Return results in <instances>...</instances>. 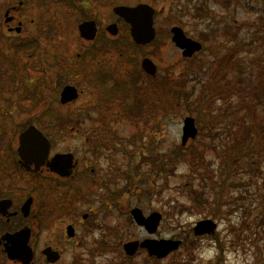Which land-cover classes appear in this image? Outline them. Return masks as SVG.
<instances>
[{"label":"rangeland","instance_id":"obj_1","mask_svg":"<svg viewBox=\"0 0 264 264\" xmlns=\"http://www.w3.org/2000/svg\"><path fill=\"white\" fill-rule=\"evenodd\" d=\"M18 1L0 0V49L9 48L8 34L14 35L13 40H25L29 46L39 38L41 47L36 49L30 63L46 67L47 50L69 51L73 55L85 51L90 43L80 37L78 25L85 19L95 18L103 29V37L111 41L105 56L99 58L113 75L111 86L128 77L130 67L126 55L137 58L138 66L148 55L159 68L157 79L145 75L141 78L138 85L143 92L134 83L128 90V102L137 93L143 97L158 92V83L165 78L187 80L183 92L191 95L185 96V101L179 99L165 112L158 110L163 102L156 93L154 102L131 119L126 116V105L122 100L119 102L120 98L114 104L99 106L96 95L103 88L93 89L79 75L82 94L74 105L60 111L85 116L91 112V116L80 128L62 129L66 131L58 133V129H49L52 124L47 117H42L44 105L39 106L38 101L33 103L34 89L29 85L40 80L42 69L38 70L39 74L29 66L28 81L33 79V83L22 85L25 80L18 77H11L10 83V76L5 74L12 71L4 72L0 66V170L5 152L10 150V145L14 149L18 146V135L30 122L52 136L54 151L72 150L82 157L83 168L91 161L89 167L93 165L103 177L112 173L110 167L114 165L120 171L113 176L115 182L104 180L100 187L101 192L112 188L123 191L117 204L110 200L102 202L104 194L98 195L100 190L94 185L96 195L88 200L90 203H79L83 204L76 208L80 214L90 211L92 206L96 229L87 234L80 232L78 240L83 243L76 247L61 245L65 250L63 262L121 264L125 259V264H183L184 260L185 264H264V246L257 252L254 247L241 245L243 239L249 240L245 234L253 233L256 223L264 219V0H234V5L227 2L225 6L226 0H42L44 3L23 0L17 20L9 25L16 28L22 22L21 34H16L9 32L4 20L6 5H16ZM139 3H148L162 13L155 18L156 39L145 48L134 50L128 46L132 40L124 21L119 38L105 34L104 27L117 20L113 6ZM175 24L193 37L203 39L204 49L194 58L185 59L173 43L170 32ZM28 50L32 51L33 47ZM12 55L19 63L25 59L20 52ZM55 88L40 89L39 94L42 98H52V90L55 96L58 92ZM95 105L103 110L91 111L90 107ZM96 113L106 118H97ZM187 116L196 119L200 132L182 146V126ZM10 140L13 142L9 144ZM93 146L98 152L90 153ZM180 147L183 153L170 162L168 157ZM230 153L234 158L228 169L223 170ZM162 160L169 161L170 170H160ZM127 163H130V174L123 175L129 169ZM218 176L229 178L230 205L220 208V216L215 219L219 224L217 236L198 239L191 246L190 241L194 239L188 238L189 230L197 221L213 218L212 211H216L213 206L207 211L194 208L193 191L202 187L209 191L206 183L210 184ZM119 178L121 183H116ZM133 207L141 208L146 215L155 210L162 213V222L154 235L135 224L130 213ZM242 221L252 223L250 229L241 225ZM184 230L185 241L190 240L185 242V253L181 249L158 261L141 250L140 255L126 260L124 241L175 238Z\"/></svg>","mask_w":264,"mask_h":264},{"label":"flooded vegetation","instance_id":"obj_2","mask_svg":"<svg viewBox=\"0 0 264 264\" xmlns=\"http://www.w3.org/2000/svg\"><path fill=\"white\" fill-rule=\"evenodd\" d=\"M40 1L42 2V0ZM227 2L234 5V0H226L223 2V5L225 6ZM23 3L24 1L20 0L16 5H6L7 8L4 22L7 24L9 32L21 34L22 22H19V25L16 28L10 27L9 25H12L13 22L17 20L18 11L23 9ZM42 3H44V1ZM38 4L40 3H37V5ZM86 6L87 4L84 5V7ZM89 20H94L96 22L97 33L93 40H86L80 36L83 40L90 43H88L89 46L86 50L83 52H76V55H73L69 51H61L57 53V51L47 50L46 55L48 60L46 61V67L36 66L30 63V59L34 57L36 49L41 47L40 42L37 41L39 38H36V42L30 45L33 47V50L31 51L28 50L30 46L25 40H13L12 36L14 35L8 34L6 35V41H9V48H6L7 51L6 49H0V66H2V70L4 72H8L9 70L13 72L14 70L19 75L25 74V80H27V69L29 66L37 71L42 69L41 74L43 76L40 80L33 83V79H30V81H23L21 83L22 85L33 83V85L29 86L32 89H38L39 92L40 89L48 90V88L53 89L57 87V89H55L58 90L59 95L57 92L55 96V92L52 90V98H42L39 96L38 92V104L39 106L44 105L42 117H47V120L49 121H77L91 116V112H89L86 116L83 114H64L60 112L62 108L74 105V102L77 101L82 94L83 91L78 82L79 75H82L83 80H87L93 86V89H96L97 87L103 88L101 90L102 92L97 93L96 95V98L98 99L97 103L100 104L99 106L101 107L103 105H109L110 101H119L118 98H121V96L125 99L126 96L129 95L128 90L135 84L138 85L141 80V74L143 73L141 65L138 66L139 61L131 55H126L127 63L130 69L128 71V77L125 79V87L120 88L118 85H114V83L112 86L110 85V80L113 79V75L107 71L105 61L99 58L105 56V49L110 46L111 41L106 37H103L104 35L101 32L103 29L97 19L89 18L83 21ZM123 21L124 20L117 17L116 21H112L104 27V33L110 34L111 36H114V38H119L123 31ZM111 23L117 24V35L110 33L107 29L108 25ZM185 33L188 37L202 43L204 49V42L202 38L193 37L186 29ZM229 34L231 36L230 32ZM18 52H20L22 57L25 58L21 63L17 62L12 55L17 54ZM121 56L125 57L124 55ZM49 62H51L50 69L47 66ZM5 65H8V69H4ZM76 66H78L77 69L74 68ZM72 72L78 74H73ZM38 73L40 74L39 71ZM6 75L10 76V81L12 74L6 73L5 76ZM54 81L58 83V86L54 83ZM48 82H51L50 86ZM128 85L130 87H128ZM67 86H74L79 92V97L74 101L62 104L61 94ZM133 90H136V88H133ZM119 102H121V99ZM99 106L95 105L90 107V110L100 112L103 109ZM95 115L97 118L100 117V119L102 118L103 120L106 118V115H103L102 113H96ZM47 137L51 142L49 156L45 163L41 165L37 171L35 170L34 165L27 169L21 164L18 154V146L15 149L12 146L11 151L8 150L5 152L6 155L2 159V169L0 170V264H24L18 260L9 259L6 252L8 246L10 245L9 236L22 230L23 228H29L30 230L29 246L33 252V259L30 264H66L63 262L65 250L61 247V245L71 248L76 247L79 243H83V241L78 240L80 232L87 234L93 229H96L94 215H92V206H90V211L83 212L81 214L76 210L79 205H83L79 203L85 202L89 204L90 202L88 200L93 197V195H96L93 191L92 185L99 188L100 191L98 195L102 193L104 194L102 202L110 200V202L117 204L119 197L123 194V191L115 188H112L111 190L105 189V192H101L102 190L100 187L103 185L102 182L104 180L108 182H115L113 176H116V173L120 172L118 168L114 169L115 165L113 168L110 167L112 173L109 176L103 177L104 174L97 171L98 169L93 165L89 167V164H92L91 161L89 164L86 162V164H84L85 167L83 168V158L77 156L76 152L72 150L54 151V145L52 143L53 138L48 134ZM5 147L8 146L5 145ZM98 150L99 149H97V147L93 146L90 153H96ZM13 151H15V159L13 158ZM60 153H71L74 155L73 162L75 167L73 168L71 175L68 177L61 176L58 173L53 172L48 166V163L52 160V158ZM128 164L130 171V163ZM16 167H18V170L14 171ZM129 171L127 172L125 169L123 175H125V173L129 175ZM120 180V178L116 179V183H121ZM98 199L101 201L100 196H98ZM101 205L103 207V204ZM69 228H71L72 231H70ZM111 235L114 239H116L115 233H112ZM203 237H207V235H204ZM175 238L181 241L180 250L183 249L185 253V230ZM105 242L106 241H102L101 243ZM119 243L121 244V241ZM125 243V241L122 243V248L124 254L126 255V260H132V258L140 255L139 251L132 256L127 255L124 248ZM120 244L118 246H120ZM48 248L51 249L52 254L58 253L59 258L56 260H49L46 253ZM153 259L158 260L157 258ZM125 262V259H123L121 264H125ZM81 263H83V260H81ZM73 264L78 263L76 261L73 262ZM183 264H185V260L183 261Z\"/></svg>","mask_w":264,"mask_h":264},{"label":"water","instance_id":"obj_3","mask_svg":"<svg viewBox=\"0 0 264 264\" xmlns=\"http://www.w3.org/2000/svg\"><path fill=\"white\" fill-rule=\"evenodd\" d=\"M116 14L123 17L128 23L131 24V34L137 44H146L152 41L155 37L156 31L154 28V14L155 10L148 4H139L135 7L117 6L114 8ZM80 34L86 39H94L97 32L95 21H85L79 25ZM112 34H117L118 29L116 24L108 27ZM173 33V41L177 47L183 50L184 56H191L195 51L201 49V44L188 38L184 31L175 26L171 29ZM143 69L150 75L157 74V67L149 58L142 61ZM78 90L73 86H67L61 94V102L67 103L78 98ZM198 133L193 117H186L183 126L182 144H186L189 138H194ZM20 143L18 152L21 157V163L26 168H31L35 165V170H38L41 165L48 159L51 147L50 141L44 134L37 129L34 125H30L24 132L20 134ZM72 154H57L48 163L51 170L58 172L63 176H68L71 173L73 165ZM136 222L143 225L149 233H154L160 223L161 214L158 212L151 213L146 217L142 210L135 208L132 210ZM217 224L211 220H201L195 226V233L197 235L209 234L215 231ZM70 231L71 228H69ZM72 233V232H71ZM30 230L23 228L9 236L10 245L7 248L9 258L18 260L24 264H30L33 259V252L29 246ZM141 246L146 248L150 255L158 257H165L167 254L177 249L180 246V241L167 240V239H145L142 242L132 241L125 244V250L128 254L132 255L136 252L137 248ZM49 260H56L59 254H52L51 249L46 251Z\"/></svg>","mask_w":264,"mask_h":264},{"label":"trees","instance_id":"obj_4","mask_svg":"<svg viewBox=\"0 0 264 264\" xmlns=\"http://www.w3.org/2000/svg\"><path fill=\"white\" fill-rule=\"evenodd\" d=\"M187 83V80H180V81H175L172 79H163L162 81H159V86H158V99L159 101H162V105L159 106L158 110L169 112L171 108H173L179 99H182L185 101V96L187 98H190V93L188 92H183V88H185V84ZM32 94H34V97L37 98L38 95V90L34 89L32 91ZM192 94V92H191ZM141 110V107H139V111ZM69 122H62L63 125L68 124ZM200 132V130H199ZM236 144H239L238 141ZM179 151L173 152V156H167L169 158L170 162L176 161L180 154L183 153V150H181V147L179 148ZM233 149V148H232ZM233 151V150H232ZM233 153V152H231ZM231 153L228 155V159L226 160V164L223 168L228 169L227 167L230 166L231 160L234 158V155H231ZM169 161L162 160L160 163V170L167 171L170 170L168 168ZM222 174V173H221ZM209 188V191L206 190V187H202L201 190H194V196L193 198V207L198 208L201 210H208L210 206H213L216 211H212V217L214 219L219 218L220 216V208H222L224 205L228 204L230 205V197H229V178L227 177H215L212 178V181H210V184L206 183ZM185 209H190V207H185ZM192 209V208H191ZM190 209V210H191ZM249 224V225H246ZM241 225H245L248 229H250V226H252V223H247V221H242ZM256 228L253 233H246L245 236H249V240L243 239V242H241L242 246H248V247H254L257 252H260L262 250L263 244H261L264 241V219L256 223ZM248 234V235H247ZM244 235V234H241ZM240 237V236H239ZM245 240V241H244ZM220 248V247H219ZM255 252V250H254Z\"/></svg>","mask_w":264,"mask_h":264}]
</instances>
